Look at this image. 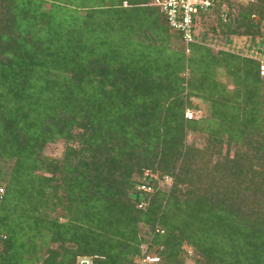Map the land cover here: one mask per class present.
Segmentation results:
<instances>
[{"label": "trees", "instance_id": "obj_1", "mask_svg": "<svg viewBox=\"0 0 264 264\" xmlns=\"http://www.w3.org/2000/svg\"><path fill=\"white\" fill-rule=\"evenodd\" d=\"M223 4L260 51L264 0L188 45L150 0H0V264H264L261 51L205 43Z\"/></svg>", "mask_w": 264, "mask_h": 264}, {"label": "rangeland", "instance_id": "obj_2", "mask_svg": "<svg viewBox=\"0 0 264 264\" xmlns=\"http://www.w3.org/2000/svg\"><path fill=\"white\" fill-rule=\"evenodd\" d=\"M246 1H250V0H228L229 3H231L232 5L233 4H236V3H242L244 4ZM228 8H231V6L229 7L227 4H223L220 6V8L218 9V11L216 12H212V13H209L207 14V16L203 19L202 21V24H204L202 27V31L200 33H202L205 37V43L210 46L213 50H216L218 48H225V49H228L230 51H233V52H236L238 54H241V55H244V54H248V55H251L253 57H259L260 56V51H259V48L257 46V44H253V43H250L249 40H244L243 38H240V37H234L232 36L231 38H233L234 40L233 43L231 44L230 42H225V39L221 36H219L218 34V30L215 29V31H211L209 30L208 27L210 26H216V18L219 17L221 20H226V17H225V14L226 12L228 11ZM232 12H234V8L233 9H230ZM207 28V29H205ZM253 47H252V46ZM221 80L225 81V83H227V85L229 86V81H227L225 79V77L221 76ZM192 103L193 104H198V107L197 108H190V109H187L186 112L188 113L187 115H191V117H197L199 116V114H201V112H203V107L201 104H203L200 100L198 99H195L193 98L192 99ZM185 116V115H184ZM187 141L190 142V141H194L196 142L197 144L201 142V138L196 136V134H189L188 137H187ZM63 147H64V143L62 141V139H58V140H55L54 142H50V143H47L44 147V153L47 155V156H51V157H58V156H61L62 155V150H63ZM152 177L156 178L157 180V185H161V186H165L167 184H169L170 182V178L168 177V179L166 178L164 180V178L160 179V177L157 176L156 173H154L152 175ZM186 250H187V253L192 256V252L184 245L183 246ZM140 248L142 250L145 249V244H141L140 245ZM151 254V253H149ZM150 256H155L154 255H147V256H144L143 260L142 259H139L138 257H133V260L134 262H138L140 264H155L157 261V259L155 260H146V257H150ZM86 260H88L89 264H91L90 262V257H85ZM78 264V262H77ZM183 264H194L193 263V260L192 258H186L184 263Z\"/></svg>", "mask_w": 264, "mask_h": 264}, {"label": "built area", "instance_id": "obj_3", "mask_svg": "<svg viewBox=\"0 0 264 264\" xmlns=\"http://www.w3.org/2000/svg\"><path fill=\"white\" fill-rule=\"evenodd\" d=\"M151 4L157 6L163 14L169 29L179 33L182 42L185 45L194 41L195 21L199 14L208 10L216 0H150ZM261 57L258 59V74L264 76V38L260 44ZM186 117H191L187 115ZM144 176L152 177L148 172L143 173ZM144 179V178H143ZM166 177H164V180ZM140 189L149 191V187L139 185ZM143 201L140 202L141 205ZM156 257H146V260H155ZM145 259H142V261ZM78 264H89L85 258L78 259Z\"/></svg>", "mask_w": 264, "mask_h": 264}]
</instances>
